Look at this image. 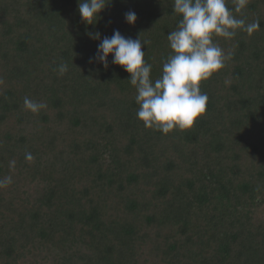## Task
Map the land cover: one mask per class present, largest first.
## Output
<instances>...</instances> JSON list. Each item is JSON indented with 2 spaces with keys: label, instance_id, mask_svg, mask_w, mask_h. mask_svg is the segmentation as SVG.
<instances>
[{
  "label": "trees",
  "instance_id": "1",
  "mask_svg": "<svg viewBox=\"0 0 264 264\" xmlns=\"http://www.w3.org/2000/svg\"><path fill=\"white\" fill-rule=\"evenodd\" d=\"M173 6L112 0L86 25L78 0H0V264H264V0L235 13L259 30L214 38L231 59L190 130L145 128L129 74L89 63L86 31L119 30L159 78Z\"/></svg>",
  "mask_w": 264,
  "mask_h": 264
},
{
  "label": "clouds",
  "instance_id": "2",
  "mask_svg": "<svg viewBox=\"0 0 264 264\" xmlns=\"http://www.w3.org/2000/svg\"><path fill=\"white\" fill-rule=\"evenodd\" d=\"M112 2V0H111ZM109 0H78V11L82 22L95 25L111 3ZM248 0H234V10L227 0H174L173 12L181 19L175 30L167 35L172 54L163 62L162 73L155 80L151 77L152 65L145 62L140 37L133 39L115 30L111 37L101 40L99 32H87L90 39L100 41L94 57L89 63H99L108 67V57L112 64L120 66L128 74L131 86L136 90L135 101L139 106L136 117L145 128L159 131L164 135L174 130H190L197 119L206 112L208 96L201 92L200 84L222 70L231 54H225L214 40L220 37L232 40L238 32L249 35L259 30L258 20L247 22L237 17ZM126 23L134 25L137 20L135 11L124 14ZM59 74L68 71L67 64H60ZM24 107L33 114L39 113L47 105L28 97ZM25 159L32 161L31 153ZM15 167V160L9 162ZM13 183L12 177L0 179V189Z\"/></svg>",
  "mask_w": 264,
  "mask_h": 264
}]
</instances>
